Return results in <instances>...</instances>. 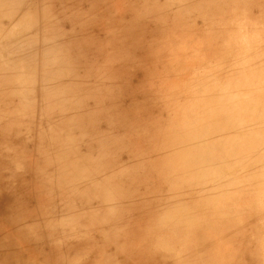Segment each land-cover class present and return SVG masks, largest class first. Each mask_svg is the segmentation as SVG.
<instances>
[{"label":"bare ground","instance_id":"6f19581e","mask_svg":"<svg viewBox=\"0 0 264 264\" xmlns=\"http://www.w3.org/2000/svg\"><path fill=\"white\" fill-rule=\"evenodd\" d=\"M13 1L17 0H0L2 15H8V10L4 14L3 5ZM137 1L43 0L14 16L11 28L4 30L0 26V38H6L0 42V165L3 168L0 170V226H6L3 231L8 235L4 234L6 240L0 243V264H29L22 258L25 247L15 246L8 240L12 237L9 233L14 231L18 232V241L31 244L39 256L36 264H56L53 257L65 253L62 257L65 263L58 258L62 264H138L143 256L148 257V261L142 260L145 264H150L152 259L156 264H181L178 260L171 262L174 258L171 250L168 252L169 242L172 246L180 245L184 233L195 226V217L191 215V223L186 217L190 218L192 209H188L190 214L182 209L188 213L183 218L176 215L181 210V201L176 209V201L174 206L171 203L159 206L151 204L152 198L166 191L167 195L180 196L181 189L188 184L208 183L201 186L202 189L209 187L206 196L216 210L219 204L211 195L219 184L212 182L223 181L228 176L235 182L247 180L254 171L250 168L254 163L247 165L251 173L236 171L238 176L242 174L241 178L230 176L229 171L245 168L239 158L248 154L247 150L252 155L259 154L258 158L254 156L258 161L252 156L250 163L264 165L261 154L264 126L260 121L264 119V107L258 111L254 104L263 106L256 101L258 97L262 100L261 94L255 95L254 103L252 100L248 103V92L243 95L241 89L234 91L224 100L222 113L213 103L217 99L215 94L224 91L219 80L223 75L231 79L235 75L231 53L224 52L217 60L210 57L197 65L192 63L198 56L192 47L189 49L190 65L199 66L200 70L185 76L203 75L205 80L198 82L199 92L211 104H205L201 115L195 116L199 130L190 127L192 135L186 130L185 134H177L171 122L163 136L158 124L153 132L144 131L147 123H158L155 117L159 118L169 109L168 101H174L173 95L177 93L174 87H180L176 80L177 85L169 90L164 88L162 96L154 80L173 68L174 78L184 76L185 69L162 51L171 40L170 33L193 27L194 21H187V25L178 21L182 15L192 16L197 0H147L144 6H139L141 9L133 10ZM26 18L33 21L29 27L23 26ZM58 27L65 32L60 41H56ZM39 33L41 37L30 38V48L20 46V37ZM183 46L186 48L188 44ZM33 47L38 49L35 51ZM11 66L14 70L9 71L13 77L10 82L7 72ZM31 76L37 77V82L28 83V87L26 82ZM208 87L211 89H204ZM232 98H239L240 107L232 102L230 105ZM149 103H153L151 110L146 109ZM231 112L240 115L234 118ZM216 130L223 136L215 133V142L207 140L208 133L211 135ZM152 137L155 147L141 152ZM186 153L189 154L186 156ZM232 154L242 155L237 156L238 160L235 157L236 161L230 158ZM184 159L189 161V171L178 181L181 192L173 186L169 189L168 183L176 173L175 164ZM169 160L172 171L162 168ZM208 170L213 173L208 175ZM243 174L248 176L243 178ZM232 179H228L229 183ZM235 182L225 181V188L219 189L221 195L231 193L226 187L232 189ZM261 184L259 180L256 187ZM114 186L115 192L108 195ZM86 197L102 209H115L106 215L108 227L95 230L94 226L99 225V220L94 219L96 213L79 209ZM224 197L228 199L227 195ZM197 199L203 200L197 205L204 204L202 196ZM259 199L264 201L262 196ZM126 203L131 209L120 211ZM128 211L132 212L127 214ZM29 219L37 229L35 236L24 232ZM179 222L186 227H180L177 232ZM116 223L119 227L111 229ZM88 229L94 233L90 234ZM54 240L63 248L50 250L46 255L42 246H51ZM85 245L89 251L83 250L84 256L79 259V253H68L79 252ZM176 255L180 258L179 253Z\"/></svg>","mask_w":264,"mask_h":264},{"label":"rangeland","instance_id":"374dc122","mask_svg":"<svg viewBox=\"0 0 264 264\" xmlns=\"http://www.w3.org/2000/svg\"><path fill=\"white\" fill-rule=\"evenodd\" d=\"M27 1L29 0H20V1L17 0V1H13L12 3H9L8 5L7 3L3 5V10L5 11L3 12L5 14L8 10V13H7L8 15L6 14L2 15L3 13H0L1 29L6 30L9 27L11 28L12 24L14 23L12 21L14 16H19L20 13L29 9L30 4L33 5V4L42 2L43 0H32L31 3H28ZM216 1L217 0H197L196 1L197 9L192 13V16L190 18H187L186 15L185 16L182 15L178 21L181 24L182 23L186 24L188 23L187 21H194L193 27L186 28L180 33H170V35H168V39L171 38V40L168 41V45L165 48H163L162 52L167 57H170V58L172 57V61L176 62V65L178 64L179 66H182V68L185 69V73H184V76L174 78V72L172 74V71L174 70L173 68V69H169L168 73L167 72L165 73L166 75L159 77L158 80L157 79L154 80V84H157L156 86L157 91L161 90L162 96L164 94V88L169 90L171 89V86L173 87L177 85L176 80L180 82V87L178 86L179 89L177 87H174L177 93L173 95L174 101H168L170 105L168 107L169 109H167L166 112H163L159 118L155 117L158 120V123L150 122L144 126L143 129L146 133L153 132L155 128H158L156 125L158 124L162 132V134L160 135L163 136L167 132L166 129H167L168 123H171V122H174V125L176 127L175 132L181 135L185 134V130L187 131V134L192 135V131L188 129L190 127L196 128L195 131L200 129L198 126H195V116L197 115L198 117L201 115V113L203 112L202 107L205 104L209 106H211V104H210V101L206 100L207 97H202L201 93L199 92L198 82L200 81L201 83L203 80H205V78H202L203 75L199 74L202 77L195 76V75L190 76V77L185 76L189 72H195L196 70H200L199 66L190 65V62H189L190 60L189 49H191L190 47L193 48L194 52L198 56L195 59V62H193L192 64H197V65H201L202 62L205 63V61H207L210 57L213 60H217L218 57L222 55L224 52L228 54L229 53L232 54L231 61L233 65L231 66L232 68H234L233 73L235 72V75H233V78L236 77V79H233V78L231 79L230 77L228 78L227 75H223V77L219 80V82L223 85L221 89H224V91H220L218 92L219 94H215L217 99L214 100L213 103L217 106L218 112L222 113L224 100L226 98H229V96L233 94L234 91H239L240 89L243 95H244V92H248V95H247L248 97L246 96V99L249 98V100L247 99L246 101L248 103L250 102V100H252L251 102L254 103L255 101L253 100V98L254 99L257 98V96L255 95L261 94L262 97L260 98H262L263 101L259 99V97L256 99V101L258 100L259 101L258 104L262 103L263 106L258 105V104H257L258 106H256V102L254 104L256 108L258 107L257 108L258 111L259 109L263 111L262 107H264V0H234L233 3H231L230 0L228 3H227L228 0H219L218 2ZM146 2L147 0H138L133 10H137V8L141 9L139 6H144ZM12 10H13V14H11ZM9 13L12 15V17L11 15H9ZM9 16L10 18H8ZM7 18H8V21H6ZM190 19H193V20H190ZM32 23H33L32 20L30 21V20H27L26 18V21L23 22V26L29 27L32 25ZM41 35L42 34L39 33V34H30V36L28 35L29 37L27 36L20 37L19 38L20 46L30 48L31 47V44L29 43L30 38L34 39L36 36L41 37ZM56 35H57L56 41H60L64 37L65 32L61 28L58 27ZM43 39H47V37L43 36ZM1 40L5 41L6 38L1 37L0 42ZM185 44H188V47L185 48L183 46ZM33 49L36 51L38 48L33 47ZM172 49H174L175 51H172ZM44 58L48 59L46 57ZM213 60L211 61L214 62ZM25 61L26 60L24 59V66H26ZM192 66L194 67L193 68L194 71L192 69ZM236 67L237 69H235ZM12 68L14 67L11 66L7 72V76L10 82L12 81L13 77L9 74V71L11 70L13 71L14 69ZM182 68L181 70L183 72ZM1 69L2 68L0 67V71ZM27 75L24 74L23 76L26 77ZM36 82H37V77L31 76L29 77L26 84L29 87L28 83L35 84ZM256 85H258L257 88H256ZM235 88H238V89L235 90ZM204 89L209 90L211 89V87L204 88ZM252 94L254 96H252ZM231 102L232 104L233 103L238 104V107H240L239 98L230 99V105H232ZM241 103H244V101H242ZM152 107H153V103H149L146 106V109L151 110ZM223 112H225V110ZM159 115L160 114H156V116H159ZM230 115L234 118H237L240 114L237 112H231ZM216 119L219 121H222L220 117ZM258 120L256 124H259ZM260 121L264 123L263 118ZM263 123H261L262 126H264ZM220 124L221 123H218L217 125H220ZM258 126L260 127V125ZM163 127H164V132H163ZM215 133L219 134V136H223L221 135V132L219 131L217 132L216 130V132L215 131L212 132L211 135L210 133H208L210 137L209 135H207L208 136L207 140L215 142V138H214ZM226 133L224 135H226ZM219 136H217L218 139H219ZM154 139L155 138L152 137L151 141H148L144 145L145 147L141 150V152L142 151L145 152V150L148 151L151 148L150 146H152V148L155 147L156 142H152ZM218 139H216L217 142L219 141ZM261 152L263 156L260 155V160L262 158L264 159V149H262ZM246 153L248 154H243V155L241 154L242 157H240L241 155L239 156L237 155V156L240 157L239 159L245 163L246 166L244 167L248 169L245 170V168L242 169L241 167H240L241 169L236 168L235 170L228 169L230 173H232L230 174V176L234 178L235 177L241 178L242 174L238 176V173H243V171L250 172L253 169L254 171L252 173L250 172L251 174L249 176H252V174H254L259 169V171H257L258 173H255V175L252 177H249L248 174H243V178L244 177L246 178L247 176L249 178L247 177V180L246 179L241 180L240 182L233 181V179L229 176H228L229 178L225 176L227 178L225 179L223 178V181L222 179H220L219 182L218 181L212 182L215 185L219 184L217 186L218 189H216L217 187L214 188L213 195H218L219 192H220L219 193L220 195L216 197L211 195V197H214V200L217 201L216 204L217 205L219 204V206L216 207V210L215 208L211 207L212 204H211V199L209 200L210 197L206 196V194L208 193L207 192L208 188H209L207 186L210 184L201 183V185L207 184L206 186L207 188L206 189L203 188L204 191L202 189V186L204 185L202 186L194 185L193 186V185L188 184L187 187L184 186L182 189L179 188L180 184L178 181L182 179V177H184L189 171L188 170L189 169L188 159L187 161L184 159L185 161L182 160L181 163L175 164L176 173L174 177L168 183V188L170 187L169 189H171V186H173V187H176L175 189H178V191L181 189L182 193L181 194L179 193L180 196L178 194L175 196H172L173 194L167 195L168 191H166L164 194H161V195L157 194L150 201L152 205L155 203L156 204L158 203L159 206H164V203H166V205L171 203L174 206L175 201H176L175 207L177 206V203L181 201L179 203L180 205L179 208L181 209L180 212H182V209H184L186 212L190 214L189 210L192 209L191 210L192 214H190V218H191V215L193 218L195 217L194 220L193 218L191 219L188 218L189 216L187 215L188 213L186 214L184 213V211L182 212V214L178 215L180 212H179L178 207H176V209H178V214L176 213V215L181 216L183 218H185L184 216L187 215L186 216L187 219H189L190 223L193 220V222L195 223V226H191L190 231L184 233L183 238L181 239L182 242L180 245L175 244L174 246H172L169 242L171 249L169 248L168 252H170L171 250L170 253L174 258V260H172L171 262L176 263V261L178 260L181 264H264V201H261L259 199L261 196L264 197V165H262V167H258V166H261V164L260 165L256 164L258 159L256 161V159L254 158L255 155H252L251 150L249 151L247 150ZM25 154H26V157H28L30 154V151L27 150ZM188 154L189 153H186V156ZM233 154H232V157L230 158H235V157L237 158V156L236 155L233 156ZM183 155H185V152ZM258 155H256L255 157L258 158L259 157ZM236 158L233 160H236ZM251 158L254 159L256 162L250 163L252 160ZM229 160H225V161H228V162H225V164H229L230 162ZM167 163L165 162L162 168L166 171H169V170L172 171L174 169V168L171 169L172 168L171 165L173 166L172 161L169 160L167 161ZM253 163L255 165H253ZM251 164L253 166L250 167ZM204 165L205 164H203L202 167H206ZM247 165L252 170H249L250 168ZM238 169L239 171L240 170L241 171L243 170V171L237 173L236 171H238ZM0 170H3L1 165H0ZM211 173H213L212 170L207 171L208 175H211ZM228 179L229 180L232 179L230 183H234V182L236 183L234 186L229 185V186H232V189H230V187H226L227 192L229 191L232 194L227 193V194L221 195L220 190L222 188H225L224 186L226 185V183H229ZM259 180L262 181V184L261 186L256 187V184L258 183ZM199 187H201V189H198ZM115 189H116L115 186L111 187V191H109L108 195L110 193L115 192ZM197 193L199 194V196H196L198 195ZM225 195H227L228 199L230 198L229 199L230 201L224 197ZM201 196L202 198L205 199V202L204 204L199 203V205H197L198 201H200L197 198ZM224 200H227V201L224 202ZM135 201L136 200H134L133 202L135 203ZM90 202H93V200L90 197L84 198V200L81 202L82 206H78L79 209L88 210V212L92 211L96 213V216L94 219L97 221L99 220V225L94 226L96 228L95 230L104 229L108 227L109 225L108 220H107L108 216L106 215L113 212L115 209L113 208L111 210L112 207H109V209L111 210L109 211V209H107L108 207H105L104 209H102L98 207L95 204V202H93L92 204H90ZM195 203L197 206L195 205ZM181 204L183 206L186 205V208H184L185 206L182 207ZM127 209L130 210L131 207L130 205L126 203L122 205V207L120 208V211L121 210L126 211ZM131 212L132 211H128L127 214ZM1 215L2 214L0 213V218H1ZM176 215H172V216L176 217ZM197 217H200V218H197ZM64 218H58V219H61L64 222L66 221V219ZM58 219H56V222H58ZM199 219H202V221H200ZM62 221H59V222L62 223ZM194 223L191 225H194ZM181 224L182 222L181 223L179 222L178 227H177V232H179L180 227H186V225L184 226V224L182 225ZM24 226H25L24 232L26 234L30 236H35L37 234V231H36L37 229L32 225L30 219ZM5 227L6 226H0V243L3 240H6L4 234L7 235V233L3 231L5 230L4 229ZM17 227L20 228V226H17ZM116 227H119V225L117 226V223L111 229H115ZM8 231L12 232V229H8ZM68 231H65L63 233H67ZM14 232L15 233L13 234L9 233V235L12 237L11 239H8V240H10V243L14 244L15 246L22 245L25 247V249L22 251L23 252L22 258L25 261V263L26 262L29 264L38 263L40 261L38 259L39 256L33 252V250L31 249V244L18 241L17 239L18 232L16 231ZM88 232L90 234H93L94 230L90 231L88 229ZM61 248H63V245L61 243H58V241L56 240L53 241L51 246L50 245H46L45 247L42 246L43 252L46 255L47 253H49L50 250H54V249L59 250ZM83 248L84 249H82L79 252H76V250H73V251L69 250L70 252L68 253H79L78 254V259H79L82 256H84L83 250H87L88 246L85 245ZM178 253H179L180 258L178 257V255H176ZM1 254L2 253L0 251V257H1ZM65 255L66 253L63 254L61 257H58V256L53 257L55 263L62 264V262H64V259L62 257H64ZM58 258H60L62 262ZM147 259L148 257L143 256L138 264H145L144 262H142V260L148 261ZM149 262H151L150 264H156V261L154 259L150 260ZM40 264H45V263H40Z\"/></svg>","mask_w":264,"mask_h":264}]
</instances>
